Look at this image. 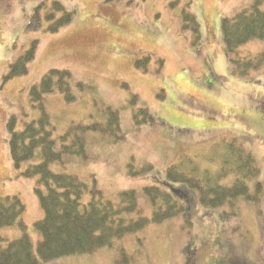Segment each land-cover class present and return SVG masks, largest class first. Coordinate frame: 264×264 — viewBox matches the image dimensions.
Wrapping results in <instances>:
<instances>
[{
  "label": "rangeland",
  "instance_id": "374dc122",
  "mask_svg": "<svg viewBox=\"0 0 264 264\" xmlns=\"http://www.w3.org/2000/svg\"><path fill=\"white\" fill-rule=\"evenodd\" d=\"M44 2L46 11L53 2L62 4L72 12V23L52 33V23L44 20L41 30L28 31L30 18ZM252 2L0 0V197L17 195L24 202L35 253L42 239L35 224L44 212L34 190L36 179L21 177L13 166L8 124L15 117L22 131L39 119L30 92L51 70H67L74 85L87 86L81 92L74 86L78 99L73 103L61 93L45 96L58 136L73 123L104 122L106 107L120 111L123 141L90 135L87 160L68 157L63 165H53L54 171L75 175L90 188L95 184L107 200L118 202L121 193L134 191L143 215L151 218L146 187L161 186L166 170L181 162L218 170L233 140L257 159L264 184V72L234 75L221 30L223 19ZM61 17L55 13L56 20ZM34 41L38 48L29 73L6 80ZM239 51L242 56L264 53V41ZM138 61L143 62L139 68ZM140 108L150 114L147 123H138L143 120ZM149 165L153 169L143 172ZM90 199L88 194L83 202ZM237 207V216H231L229 207L206 209L196 198L191 227L181 214L150 224L112 248L49 264H187L190 250L197 254L196 264H264V197L259 204L239 200ZM21 236L18 228L0 229V238L7 241Z\"/></svg>",
  "mask_w": 264,
  "mask_h": 264
},
{
  "label": "trees",
  "instance_id": "16d2710c",
  "mask_svg": "<svg viewBox=\"0 0 264 264\" xmlns=\"http://www.w3.org/2000/svg\"><path fill=\"white\" fill-rule=\"evenodd\" d=\"M46 6L44 2L35 9L28 31L41 30L44 20L52 23L48 29L52 33L72 23V12H67L62 4L53 2L47 11ZM56 12L62 13L59 20L55 18ZM189 18L195 23L193 17L189 15ZM195 26L198 41L199 31ZM221 30L234 75L248 78L253 73L264 72V53L256 56L239 53L252 41H264V0H253L234 17L223 19ZM37 48L38 42L34 41L29 51L12 65L5 79L27 75ZM142 64L138 61L136 66L139 68ZM74 86L80 92L87 89L80 82L74 85L73 75L67 70L49 71L30 92L31 100L40 111L39 119L26 124L22 131H17L15 117L9 121L13 166L21 177L36 179L34 190L44 218L35 224L42 236L35 253L24 222V202L17 195L0 197V229L18 228L22 233L21 238L11 242L0 238V264H49L68 257L92 255L112 248L114 243L143 231L150 224H162L181 214L187 215L186 224L191 227L190 216L196 198L206 209L229 207L231 216H237L239 200L248 204L262 201L264 184L260 180L258 161L237 140L226 144L227 151L218 170H203L197 164L181 162L166 170L161 186L146 187L144 192L153 208L151 218L143 215L134 191L121 193L119 201L113 202L95 184L90 188L75 175L54 171L53 165H63L68 157L87 160L90 135H98L111 143L124 140L120 111L111 107L105 109L104 122L73 123L65 134H56L53 118L44 106L45 96L61 93L68 103H73L78 99L73 93ZM136 102L137 96L133 95L132 103ZM138 114L143 119L139 124L149 121L147 109L140 108ZM152 169L149 165L143 172ZM88 194L91 199L85 204L83 200Z\"/></svg>",
  "mask_w": 264,
  "mask_h": 264
},
{
  "label": "flooded vegetation",
  "instance_id": "af4514ba",
  "mask_svg": "<svg viewBox=\"0 0 264 264\" xmlns=\"http://www.w3.org/2000/svg\"><path fill=\"white\" fill-rule=\"evenodd\" d=\"M195 256H194V255ZM186 261H187V264H196V261H197V254L194 253L193 251H188L187 252V257H186ZM195 261V263H194Z\"/></svg>",
  "mask_w": 264,
  "mask_h": 264
}]
</instances>
